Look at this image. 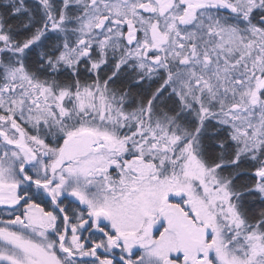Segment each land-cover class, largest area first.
I'll return each mask as SVG.
<instances>
[{
	"label": "snow or ice",
	"instance_id": "obj_1",
	"mask_svg": "<svg viewBox=\"0 0 264 264\" xmlns=\"http://www.w3.org/2000/svg\"><path fill=\"white\" fill-rule=\"evenodd\" d=\"M0 264H264V0H0Z\"/></svg>",
	"mask_w": 264,
	"mask_h": 264
},
{
	"label": "trees",
	"instance_id": "obj_2",
	"mask_svg": "<svg viewBox=\"0 0 264 264\" xmlns=\"http://www.w3.org/2000/svg\"><path fill=\"white\" fill-rule=\"evenodd\" d=\"M0 218H3V213L2 212H0Z\"/></svg>",
	"mask_w": 264,
	"mask_h": 264
}]
</instances>
